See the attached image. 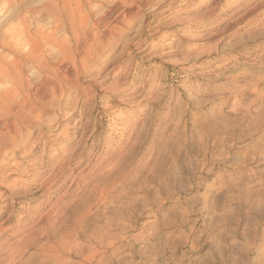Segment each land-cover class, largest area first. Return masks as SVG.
<instances>
[{"label":"rangeland","instance_id":"rangeland-1","mask_svg":"<svg viewBox=\"0 0 264 264\" xmlns=\"http://www.w3.org/2000/svg\"><path fill=\"white\" fill-rule=\"evenodd\" d=\"M31 2L37 5L26 21L31 31L39 26L57 42L51 38L49 44H54L45 50L47 55L44 52L49 70L37 71L29 65L24 68V76L32 73L31 88L26 94L20 92L18 104L10 106L14 116L0 115V135L15 136L21 124L35 128L25 145L29 153H36L42 160L49 156L56 159L40 177L39 200L9 209L0 217V228L15 230L25 238H38L37 243L44 246L55 264H97L102 246L108 248L105 255L111 254L114 260L123 255L111 243L105 221L100 219L115 216L125 222L131 220L132 236L146 230L154 236L163 234L165 241H177V254L189 260L197 257L193 264H228L225 245L229 239L264 232V101L260 98L264 82L238 75L248 57L241 59L221 51L223 41L215 38V30L192 34L191 38L199 41L188 46L200 53L195 63L172 55L170 45L176 33L171 28L192 25L189 18L173 17L166 31L151 29L155 32L151 39L156 43L150 58L140 59L143 41L129 45L131 55L125 53L107 73H97V79H93L81 73V49L91 43L80 36L81 26L99 20L104 28L98 39L119 42L118 38H127L126 21L140 16L149 0H55L71 9L72 23L58 20L55 8L51 7V12L40 0ZM77 3L81 6L74 7ZM152 23L158 22L152 18ZM157 75L156 83L162 87L148 93ZM136 78L139 87L132 90L128 84ZM226 81L232 82L231 91L221 88ZM66 83L76 86L71 104L66 103ZM250 87L256 91H250ZM112 97H117L115 103ZM102 98H107L103 104ZM125 103L129 108H140L141 115L159 112L156 106L161 105L165 115L161 139L166 144H150L135 172L118 181L117 187L109 186L103 195L97 192L96 198L104 199L103 204L70 215L66 209L75 206L72 202L82 183L76 156L83 158L100 121L118 127L127 118L122 107ZM73 111L77 113L74 125L61 119ZM74 126L77 138L71 147L57 143L68 141ZM162 147L167 151L162 152ZM22 159L18 151L16 162L22 163ZM85 211L87 215H83ZM124 227L121 224L116 229L113 225V230ZM201 250L203 255H198ZM245 259L249 264H261L264 251Z\"/></svg>","mask_w":264,"mask_h":264},{"label":"clouds","instance_id":"clouds-1","mask_svg":"<svg viewBox=\"0 0 264 264\" xmlns=\"http://www.w3.org/2000/svg\"><path fill=\"white\" fill-rule=\"evenodd\" d=\"M40 4L52 8L63 7L56 4L55 0H40ZM80 6L79 3L74 5V7ZM35 7L37 5L31 0H0V18H2L0 43L4 45L0 51L10 47L13 33L17 28L23 30L22 22L27 21L29 12ZM173 17L189 18L192 20V25L190 28L181 25L171 28V32L176 33L170 45L172 55H182L185 61L195 63L200 53L196 48L188 46L198 44L199 41L192 39V34L215 30L217 33L215 38L223 41L221 51L227 50V55H239L241 59L245 55L248 57L243 65H240L243 72L238 75L253 76L258 78V81L264 82V0H227L226 3H221L220 0H149L145 3V11L140 16L126 21L129 25L125 33L127 38H118L119 42H101L98 39L99 33L104 28L99 20L95 24L81 26L80 36L84 37L85 42L91 40L87 47L81 49L83 53L81 73L86 77L92 75L93 79H97V73H107L125 53L132 54L129 45L141 41L143 44L140 59L146 56L150 58L151 48L156 43V40L151 39L155 36V32L151 29L154 28L156 32L166 31V24ZM152 18L158 23L153 24ZM73 30L75 31V28ZM31 38L33 51L24 60H35L39 63L45 59L40 46L45 43L48 36L36 33ZM20 64L21 61L15 60L6 51L0 57V76L5 80V84L0 89V108L5 112L10 105L17 102L20 92L31 88L32 73L24 76L18 69ZM9 79H15V88L8 86ZM158 79L159 75L152 78L146 90L148 93L162 87L157 85ZM231 84V81H226L221 88L231 91ZM63 87L67 91L66 103L71 104L76 86L66 83ZM128 87L136 90L139 87V78H136L135 82H129ZM250 91L255 92L256 88L250 87ZM260 98L264 101V89L260 93ZM105 99L107 98H102L100 103L103 104ZM116 100L117 97L111 98L112 103ZM122 107L127 118L118 127L100 121L83 158L81 159L79 154L76 156L77 174L82 183L79 185V194L72 202L75 206L70 205L66 209L70 215H75L82 208L90 210L95 204H103L104 199L96 198L97 192L103 195L109 186L117 187L118 181L135 172L146 155L145 149L150 144L153 146L166 144V141L161 139L160 129L165 122L164 109L161 105L156 106L159 112L150 115H141L140 108H129L127 103ZM133 113L136 119H133L131 115ZM61 119L67 124L74 125L77 121V113L73 111L67 118L62 115ZM21 128L24 129L22 132ZM32 133H35V128L21 124L15 136H0V217L9 209L15 210L16 205L22 202L32 203L39 200L37 193L42 190L39 184L40 177L44 176L55 162L56 156L42 160L36 153H29L25 145L30 142ZM76 138L77 132L74 126L73 135L69 140L57 141V143H64L66 148L71 147ZM18 151L23 158L22 163L16 162ZM161 151H167V148L162 147ZM156 159L159 161L160 157L157 156ZM105 211L108 209L106 208ZM87 214V211L83 213V215ZM100 219L105 221V231L111 243L115 244L123 255L114 260L111 254L105 255L108 248L102 246L97 264H193L197 259L193 257L189 260L186 256L178 255L177 241L172 239L165 241L163 234L154 236L145 230L142 234L137 233V236H132L134 226L131 220L125 222L115 216H101ZM109 221H112L111 225ZM121 224H125L122 230H113V225L116 229H120ZM37 239L25 238L15 230L0 228V264H55L44 246L37 243ZM225 247L229 253L228 264H249L245 257L264 251V232L258 231L255 235L243 238L233 237L227 241ZM203 251L201 250L198 255H203Z\"/></svg>","mask_w":264,"mask_h":264},{"label":"bare ground","instance_id":"bare-ground-1","mask_svg":"<svg viewBox=\"0 0 264 264\" xmlns=\"http://www.w3.org/2000/svg\"><path fill=\"white\" fill-rule=\"evenodd\" d=\"M60 1V0H59ZM67 2V1H66ZM59 3V2H58ZM59 5V4H58ZM70 5V4H69ZM68 5V6H69ZM123 5V4H122ZM63 7H61V10L59 9V8H55V13H57L56 15H58L57 16V18H58V20H60L61 22H63V21H66V20H69V21H71L70 23H72V22H74V21H72L74 18H73V14H71V9H70V11H68L69 9H66V8H68L67 7V5H65V3H63V5H62ZM50 9H51V7H49ZM48 9V8H47ZM47 11H49V9L47 10ZM51 12H52V9H51ZM69 13V14H68ZM53 16H55V15H53ZM119 20V19H118ZM124 20V19H123ZM68 21V22H69ZM79 23V22H78ZM115 24V23H114ZM30 25L31 24H29V23H27V22H22V29L23 30H21L20 28H17L16 30H15V32L13 33V35H12V38H11V40H10V47L8 48V49H4V51H0V57H2L3 55V53L6 51L7 52V54L8 55H10V56H12L15 60H18V61H21V64L20 65H18V69H19V71L24 75V68H26V66L27 65H31L32 67H33V69L34 68H36L37 69V71H46V70H49L48 69V58L47 57H45V59L43 60V61H40L39 63H37L35 60H32V61H25L24 60V58L25 57H27L28 56V54L29 53H31L32 51H33V41H32V36L33 35H35L36 33H42V34H44V35H46V36H48V39L45 41V43L44 44H42L41 46H40V51L44 54V52H45V50L48 48V46L50 45V46H53V45H51V44H54V40H53V38L52 37H50L51 35H49V33H46V31L45 30H43L41 27H39V26H37V30L36 31H31V27H30ZM72 25V24H71ZM110 31V30H109ZM51 34V33H50ZM77 34V33H76ZM77 37V36H76ZM52 38V39H51ZM50 39L52 40V41H54L53 43H51V44H49V42H50ZM77 39V38H76ZM59 41H61V40H58V42ZM57 42V41H56ZM55 42V43H56ZM62 43H63V41H61ZM60 42V43H61ZM77 43V42H76ZM58 45H60L59 43H58ZM57 47V46H56ZM55 47V48H56ZM4 48V45H3V43H0V49H3ZM50 48V47H49ZM58 49H59V47H58ZM49 51V50H48ZM47 52H45V54H46ZM47 55V54H46ZM45 56V55H44ZM49 57V56H48ZM37 71H35V72H37ZM34 72V71H33ZM37 75V74H36ZM42 76H44L43 75V72H42V74H41ZM34 77V76H33ZM0 84L1 85H4L5 84V80H4V78L2 77V76H0ZM7 84H8V86L10 87V88H15L16 87V81H15V79H9L8 81H7ZM28 91H30V90H28ZM25 92H27V90L26 91H24V93ZM23 93V92H22ZM26 94V93H25ZM28 97V96H27ZM21 98V97H20ZM31 98V97H30ZM20 100V99H19ZM22 102V101H21ZM20 102V103H21ZM19 103V104H20ZM23 103V102H22ZM16 104H18V103H16ZM13 105V104H12ZM12 105H10V106H12ZM15 105V104H14ZM25 105V104H24ZM23 105V106H24ZM20 107H21V105H20ZM25 108V107H24ZM28 108V107H27ZM11 107H9V109L7 110V112H5L2 108H0V115H5L6 113H8V114H11L10 113V111H11ZM22 109V108H21ZM32 110V109H31ZM15 111H17V110H15ZM23 111V110H22ZM15 113V112H14ZM22 113V112H21ZM7 115V114H6ZM6 115H5V117H6ZM11 115H13V114H11ZM20 115V114H19ZM10 116V115H9ZM9 116H7L8 118H9ZM14 116V115H13ZM13 116L11 117V118H13ZM27 117V116H26ZM2 118V117H1ZM10 118V119H11ZM15 118H18L17 116L15 117ZM6 119V118H5ZM9 120V119H8ZM7 120V121H8ZM13 120H14V118H13ZM15 120H17V119H15ZM2 121H3V118H2ZM12 121V120H11ZM6 122V121H5ZM10 123V122H9ZM12 123H14V122H12ZM0 125H1V122H0ZM6 125V124H5ZM4 127H6V126H4ZM11 127V126H10ZM9 128V127H8ZM13 128H15V125H14V127ZM3 129V128H2ZM6 129V128H5ZM10 130H12V129H10ZM15 130V129H14ZM13 130V131H14ZM16 131V130H15ZM1 132H3V131H1ZM5 132V131H4ZM8 133V132H7ZM3 134V133H2ZM11 134V133H10ZM12 134H14V133H12ZM1 136V135H0ZM52 211V210H51ZM41 220V219H40ZM30 230V229H29ZM33 232V231H32ZM75 232V231H74ZM31 233V232H30Z\"/></svg>","mask_w":264,"mask_h":264}]
</instances>
